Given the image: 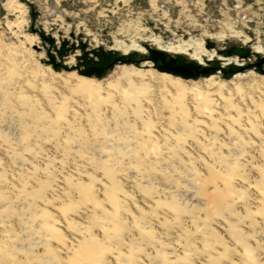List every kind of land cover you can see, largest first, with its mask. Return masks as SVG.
Wrapping results in <instances>:
<instances>
[{"label": "rangeland", "instance_id": "374dc122", "mask_svg": "<svg viewBox=\"0 0 264 264\" xmlns=\"http://www.w3.org/2000/svg\"><path fill=\"white\" fill-rule=\"evenodd\" d=\"M263 61L264 0H0V264H264Z\"/></svg>", "mask_w": 264, "mask_h": 264}, {"label": "water", "instance_id": "95a60500", "mask_svg": "<svg viewBox=\"0 0 264 264\" xmlns=\"http://www.w3.org/2000/svg\"><path fill=\"white\" fill-rule=\"evenodd\" d=\"M40 37H42L44 40H47L50 43L52 42L50 39L44 38L42 34H40ZM206 49L209 48L206 47ZM148 54H149L148 61L151 62L153 65H155L156 69L161 73L172 74L175 76L182 77L184 79H196L197 77H199V75H206L208 73L207 70L201 69L199 66L196 65H192V64L177 65L176 64L177 60L175 58L168 57L163 52L157 51L155 49H149ZM121 60H122L121 58H116L115 62H119ZM52 65L54 68L60 67L58 64H55L53 60H52ZM256 67H260V64H257ZM107 68L90 67L82 71L81 74L86 77H90L92 75L100 77L104 74Z\"/></svg>", "mask_w": 264, "mask_h": 264}, {"label": "bare ground", "instance_id": "6f19581e", "mask_svg": "<svg viewBox=\"0 0 264 264\" xmlns=\"http://www.w3.org/2000/svg\"><path fill=\"white\" fill-rule=\"evenodd\" d=\"M150 42L154 46L155 50L160 51V52H162V51L167 52V51H174V50L180 51L182 49L181 47H173L170 44H168L166 47L163 48V47H161L160 41H159L158 38L151 37L150 38ZM192 44H190L189 42H187V44H184V46H186L187 49L193 50V52L196 51V54L194 55V60L197 62L198 65L203 66V67L204 66H207L206 64L209 62V60L204 59L203 58L204 55L201 54L202 51H203V45L200 42H198V43L196 42V43L193 44L194 45V48H191L192 47ZM137 51L138 52H141L142 54H145L144 50L141 49V48H137ZM198 53H200V54H198ZM217 60H223V59L222 58H217Z\"/></svg>", "mask_w": 264, "mask_h": 264}, {"label": "trees", "instance_id": "16d2710c", "mask_svg": "<svg viewBox=\"0 0 264 264\" xmlns=\"http://www.w3.org/2000/svg\"><path fill=\"white\" fill-rule=\"evenodd\" d=\"M176 64H177V65H186V63L179 62L178 60L176 61Z\"/></svg>", "mask_w": 264, "mask_h": 264}, {"label": "flooded vegetation", "instance_id": "af4514ba", "mask_svg": "<svg viewBox=\"0 0 264 264\" xmlns=\"http://www.w3.org/2000/svg\"><path fill=\"white\" fill-rule=\"evenodd\" d=\"M205 67V66H204Z\"/></svg>", "mask_w": 264, "mask_h": 264}]
</instances>
